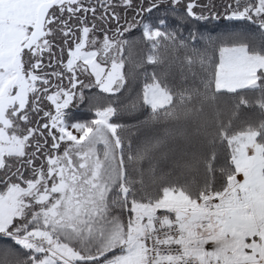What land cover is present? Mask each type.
<instances>
[{
    "label": "snow or ice",
    "instance_id": "6c2138e0",
    "mask_svg": "<svg viewBox=\"0 0 264 264\" xmlns=\"http://www.w3.org/2000/svg\"><path fill=\"white\" fill-rule=\"evenodd\" d=\"M0 264H264V0H0Z\"/></svg>",
    "mask_w": 264,
    "mask_h": 264
},
{
    "label": "trees",
    "instance_id": "16d2710c",
    "mask_svg": "<svg viewBox=\"0 0 264 264\" xmlns=\"http://www.w3.org/2000/svg\"><path fill=\"white\" fill-rule=\"evenodd\" d=\"M262 119L258 112H246L241 109L238 113L234 108V100L221 98L216 101H203L193 99L187 106V113L182 126L186 137L192 145H196L200 139L197 131H214L218 124H227L231 121V129L243 128L246 124H255Z\"/></svg>",
    "mask_w": 264,
    "mask_h": 264
},
{
    "label": "crops",
    "instance_id": "0c3cea01",
    "mask_svg": "<svg viewBox=\"0 0 264 264\" xmlns=\"http://www.w3.org/2000/svg\"><path fill=\"white\" fill-rule=\"evenodd\" d=\"M239 178V177H238Z\"/></svg>",
    "mask_w": 264,
    "mask_h": 264
}]
</instances>
